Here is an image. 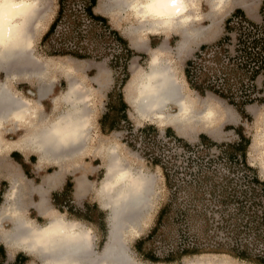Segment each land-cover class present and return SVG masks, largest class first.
Returning a JSON list of instances; mask_svg holds the SVG:
<instances>
[{
	"label": "rangeland",
	"instance_id": "374dc122",
	"mask_svg": "<svg viewBox=\"0 0 264 264\" xmlns=\"http://www.w3.org/2000/svg\"><path fill=\"white\" fill-rule=\"evenodd\" d=\"M101 2L104 3L103 7L98 6ZM41 4L43 8H47V18L43 29L34 37V53L39 57L42 63L47 64L46 80H53V86L51 92L41 100L42 106H37L38 110L39 112L42 111V114L46 116V121L54 119L56 115L65 111L68 108V104L62 100V94L67 88L69 76L78 78L88 91L90 98L89 138L86 148L81 153L63 162L66 170L61 180L48 187L45 186L47 174L53 173L55 170H60L61 167L58 163L42 160V163L39 165L38 153L29 147H12L9 151L3 152L0 155V205L3 203L5 193L10 186V172L17 170L24 177V185L22 184L23 187L21 185V192L27 205V216L43 224L47 221V218L52 212L55 211L67 218L82 222L91 228L92 234L95 235V248L97 251H100L107 236V218L109 213L107 209L101 206L97 194V186L100 184L105 174L107 164L104 149L105 145L115 144L117 146L116 151L118 155L121 159L123 158L122 162L125 164L131 163L133 167L137 169L140 168L150 173L154 179L156 193L155 202L150 212L148 224L140 235H144L148 232L153 224L156 211L161 203L169 196L165 178L160 167L151 165L149 162L151 153L162 158V162L168 166V169L170 167V173H172L171 178L173 177L171 183L174 181L176 183V181H178L180 185H183L182 181H185V183L190 180L194 181V177H198L196 175H200L199 177H202L204 174L209 175L207 177L208 183L203 182L205 178L202 177L203 185L199 187L198 199H191L189 197L190 195L187 196L186 192L188 191L189 193L191 187L183 185L187 188V191L185 192L181 189L177 193L176 203L180 206L189 208L192 212L195 211V209L202 210L208 217L212 218L213 221L219 220L221 214V209H219V207L224 203L221 201L220 195L217 192L219 191V187L223 185V178L228 177V179H230L229 187H236L238 189L236 195H242L243 190L246 191L250 189V187L251 189L255 188L253 186L254 184L251 182L254 176H257L260 181L264 182V71L257 75L254 86L251 89V97L253 100L243 103L240 107V109L244 111V115L238 110L239 107L230 103L227 99L209 90L198 91L188 86L184 79L186 61L194 57V53L198 50L200 45L210 44L222 37L224 34L225 19L234 9L240 8L247 18L259 23L261 20V10L264 9V0H227L223 6L218 8L216 13H212L210 16H208V13L211 12L208 0H200L199 11L206 16L196 23V26L201 29L198 33V37L195 41L188 44L187 48L189 50L187 51V48L184 49L180 58L176 50L180 36L174 32L168 34L170 38L168 44L171 48L170 51L168 50L167 55L168 58L171 59V63L175 68L178 78L180 77V81H182L185 86V92L190 96H198L199 100L210 98V100L214 102L213 106L215 107L214 121L209 127L198 125V127L196 126L192 129L182 131H178L169 123L160 125L154 119L151 121L137 117L133 110V106L128 101L126 85L135 68H147L150 51L149 49L138 47L136 43L138 40L137 34L132 31L134 22L131 20V17H129V14H125L124 11L117 12L118 8H115L113 11L106 9L105 5L110 6L114 4L113 0H98L96 10L108 17L110 24L120 32L133 50V55L127 61L128 79L122 87L124 98L128 101L127 111L130 123H122L121 128L111 132L101 130L98 119L106 111V94L114 85L118 86L121 83L122 77H124L123 71L114 70L109 64L112 58L111 54L115 53L114 51L116 49L110 48L106 50V53L101 49V51L98 52L100 55L99 58L94 56L85 59H76L70 56L62 58L47 57L43 52V48L39 46V42L42 34L55 15L57 1L41 0ZM231 35L233 39L234 33L232 32ZM163 36H149V34H146L142 36V39L148 46L155 47L161 42ZM69 64L72 68L68 67ZM69 69H71V71H69ZM0 78L4 79V74L2 72L0 73ZM46 80L43 79L42 81ZM13 84V88L16 90L17 94L29 97L33 101L37 100V87L39 83L36 79L21 78ZM30 91H32L33 94L30 93ZM176 111L177 107L173 104H170L166 110V112L172 114ZM145 124H150L152 128L140 134L139 129ZM15 127L16 126L11 123H6L2 132V136L4 135V138L12 143L14 140H19L26 132V129H23L25 127H21L22 129L20 130H16ZM167 128L169 129L168 131H166ZM237 129H240L244 136L250 138V143L246 149L247 166L240 160V157H234L232 160H228L224 152L227 150L225 147H229L226 146V144H232L239 140ZM137 135L140 137L138 138ZM200 135H205L206 138L201 140ZM12 151L18 153L16 159L11 157L10 153ZM17 159L21 160L22 164H20ZM67 177H70L73 184L72 193H67L69 202L64 205L63 211H60L54 205L52 193L62 188ZM77 180L80 181L81 186H85L82 193L78 195L75 192ZM211 183L218 185L216 193H212V195L209 190V184ZM34 185L36 188L40 185H44L47 189L45 197L50 211L46 216L40 214L33 206V202L38 201L40 198L37 190L33 189ZM256 193L255 196L247 194L244 198L241 196V198H234L226 202L227 204H225V207L227 210L224 211V213H234V207H236L237 201H243L247 211L259 213L260 210H263L264 205L258 202L260 190L258 189ZM85 201L97 205V212H93V207H91L90 210V214L97 222H91L78 217V213H86L87 207L84 205ZM236 219L237 215H234L232 222ZM11 225V221L9 220L2 222V226L5 229H10ZM175 226H177L176 223L166 234L167 237L169 235L170 239H176L177 237V231L174 230ZM215 231L214 228L211 227V232L209 234L212 235ZM226 232V230L219 229L218 237L226 236ZM193 235L194 232L191 227V230L187 232V236L191 238ZM252 236V232L246 231V233L242 235V238H246L247 241L250 242L249 246L253 248L255 244H253ZM135 239L137 238L130 240L129 245L134 258L138 262L143 264H165L151 263L147 260H143L132 248ZM262 239L264 240V232H262ZM261 242L262 243H258V247H264L263 241ZM0 244L4 246L9 260L12 259L17 252H22L28 257L29 264H43L36 255L25 251L21 247L8 244L2 238H0ZM164 244L162 241L156 240L153 247L156 254L160 257L167 251V244ZM149 246L152 248L149 242L145 244V248ZM253 251L257 253L258 250L256 249L255 251L253 249ZM203 257H208L215 261L227 259L232 264H253L228 255L214 254L183 257L181 260L170 264H187L192 260L204 259Z\"/></svg>",
	"mask_w": 264,
	"mask_h": 264
},
{
	"label": "bare ground",
	"instance_id": "6f19581e",
	"mask_svg": "<svg viewBox=\"0 0 264 264\" xmlns=\"http://www.w3.org/2000/svg\"><path fill=\"white\" fill-rule=\"evenodd\" d=\"M209 1L213 8H220L226 0ZM12 2L23 3L27 7L13 10L7 24L9 36L7 43L4 41L5 23L3 11L0 9V73L4 74V79L0 78V152L9 151L12 147L25 148L30 145L40 152V161L47 157L52 162L60 164L66 157L76 156L87 146L91 112L89 94L81 80L69 76L67 88L62 94V100L68 104V108L54 119L46 121V116L38 110L37 106L41 107L39 100L32 101L13 91L12 83L21 78L35 77L39 83L37 96L43 98L50 92L53 80H46L47 64L42 63L34 53L33 44L34 37L44 27L47 8H43L41 0H12ZM113 2L114 4L110 6L105 5L106 9L113 11L115 6L120 5L121 10L129 14L134 22L132 31L137 34L138 40H136L139 43H144L142 36L147 33H164L166 38L169 31L181 29V37L176 48L181 52L190 38L193 36L195 38L196 31H200L194 26L195 22L204 17L194 12L199 0H186L189 5L186 11L167 20L144 19L142 12L132 11L130 5L133 0H113ZM99 5L104 3L101 2ZM164 43H160L155 50L150 51L147 68L139 67L133 70L126 85L128 101L137 117L151 121L154 119L160 125L169 123L178 131L192 129L198 125L209 127L214 121V102L210 98L199 100L198 96H190L185 92V86L180 81V77L178 78L170 59L168 56H163V51L167 49V46H163ZM153 60L157 62L153 64ZM68 67L72 68L70 64ZM152 75L157 76L153 83L162 87L156 102L145 104L144 98L140 97V85ZM43 79L46 81H42ZM170 104L177 107L174 114L166 112ZM209 111L212 112L211 117L207 116ZM70 114H74L77 120L86 122L88 126L83 129V135L74 146L75 150L70 146L54 153L45 145L43 134L57 120ZM17 115L21 118L16 119ZM6 123L13 124L15 128L27 125L29 129L19 140H14L12 143L2 136L1 130L5 128L3 125ZM104 149L107 164L105 174L97 186V194L101 206L109 213L107 236L100 251L95 248V235L92 234L91 228L82 222L67 218L55 211L43 224H35L25 217L23 212L25 200L21 192L22 174L17 170L10 172V186L0 205V238L8 244L21 247L36 255L43 264H143L134 258L129 241L139 237L148 224L156 197L154 179L150 173L133 167L131 163L122 162L123 158L118 155L115 144L105 145ZM118 177L121 178L117 180ZM84 189L85 186H81L80 181L77 180L76 194L82 193ZM38 204L42 214L45 215L50 211L44 199ZM5 219L11 221L10 229L2 226ZM40 235H43L44 242L37 244L36 240ZM203 258L192 260L187 264H232L227 259L215 261L208 257Z\"/></svg>",
	"mask_w": 264,
	"mask_h": 264
},
{
	"label": "trees",
	"instance_id": "16d2710c",
	"mask_svg": "<svg viewBox=\"0 0 264 264\" xmlns=\"http://www.w3.org/2000/svg\"><path fill=\"white\" fill-rule=\"evenodd\" d=\"M57 8L55 15L49 23L47 29L42 34L39 46L47 57L62 58L73 57L76 59H85L89 57H100L98 52L110 48L116 49L111 54L109 61L114 70L123 71L121 83L114 85L106 94V111L99 117L98 124L101 130L111 132L122 127V123H130L128 116V103L126 102L122 87L128 79L127 61L133 55L127 40L114 28L107 16L96 10L98 0H56ZM234 33L232 39L231 33ZM232 46V47H231ZM264 71V9L261 10V20L259 23L247 18L240 8H236L226 17L224 23V34L222 37L210 44H202L195 51L194 57L188 59L184 67V79L188 86L198 91L209 90L221 97L227 99L230 103L239 107V111L245 102L253 100L251 89L254 86L255 79L259 73ZM152 128L150 124L142 125L139 133H144ZM146 130V131H145ZM169 129L167 128L166 131ZM239 140L232 144H226L225 154L228 160L234 157H240V160L247 166L246 149L250 143V138L244 136L240 129H237ZM139 138L140 136L137 135ZM204 140L205 135H200ZM207 140V139H206ZM206 144V143H205ZM17 152L12 151L11 157L16 159ZM17 161L22 164L21 160ZM151 165L159 166L163 176L169 196L164 200L156 211L153 224L148 232L140 235L132 244L133 250L151 263L170 264L181 260L183 257L200 256L203 254L228 255L233 258L246 261L253 264H264V247H258L262 243V232H264V208L259 213L247 211L243 201H237L234 207V213L225 214L227 210L226 202L234 198L246 197L247 194L256 195L260 190L258 202L264 205V182L257 176L252 179L255 188L243 190L242 195H236V187H229L230 179L223 178V185L217 191L220 195L223 205L219 207L221 214L219 220L213 221L202 210L191 211L189 208L180 206L176 203L177 193L191 187L186 195L191 199L199 198V187L202 183H208V174L194 177V181L173 180L170 167L162 162V158L151 153L149 157ZM195 175V173H194ZM203 181V182H202ZM194 182V183H193ZM256 184V185H255ZM209 190L215 194L218 185L209 184ZM259 186V187H258ZM73 184L70 177H67L62 188L52 193L54 205L63 211L65 204L69 199L67 193H72ZM231 192V193H230ZM235 193V194H234ZM185 195V196H186ZM225 200V201H224ZM1 202V194H0ZM191 204V203H190ZM86 213H78L81 219L97 222L90 214L91 207L93 212H97V205L84 202ZM70 206V205H69ZM248 212V213H247ZM234 215H237V221L232 222ZM176 230V239H170L166 234L173 225ZM193 228L194 235L189 238L187 232ZM211 227L214 233L210 235ZM226 230V236L218 237V230ZM173 231V230H172ZM248 232L253 233V244L242 235ZM156 240L167 244V251L162 257L154 251ZM152 245L145 248L146 243ZM165 245V244H164ZM264 246V245H263ZM253 249L257 253L253 251ZM0 264H29L28 257L22 252L14 254L12 259H8L7 252L0 244Z\"/></svg>",
	"mask_w": 264,
	"mask_h": 264
},
{
	"label": "clouds",
	"instance_id": "9594fccd",
	"mask_svg": "<svg viewBox=\"0 0 264 264\" xmlns=\"http://www.w3.org/2000/svg\"><path fill=\"white\" fill-rule=\"evenodd\" d=\"M27 5L23 3H13L12 0H0V9L3 11V18L5 23V35L4 41L7 43L9 36L7 32V24L11 18L13 10L23 9ZM133 12H142L144 19L153 20H167L173 16L183 14L189 5L186 0H133L130 5ZM157 61L153 60L155 64ZM71 71V69H69ZM157 76L152 75L146 78L144 83L140 85V97L144 98L145 104H152L156 102V97L161 90V85L154 84ZM80 103V101H77ZM208 117L212 116V112L207 113ZM16 119L21 117L17 115ZM87 123L77 120L74 114L67 115L57 120L53 125L48 128L44 134L43 139L45 145L50 151L57 153L60 152L61 148L73 147L78 144L79 139L83 135V129L87 128ZM119 163V162H117ZM121 177H118L119 180ZM43 235L36 240L37 244L43 243Z\"/></svg>",
	"mask_w": 264,
	"mask_h": 264
},
{
	"label": "crops",
	"instance_id": "0c3cea01",
	"mask_svg": "<svg viewBox=\"0 0 264 264\" xmlns=\"http://www.w3.org/2000/svg\"><path fill=\"white\" fill-rule=\"evenodd\" d=\"M227 2V0L224 2V4ZM100 4V3H99ZM98 4V6L99 7H103V5H99ZM208 4H209V6L211 7L210 9H214V8H217V10H218V7H212L211 5L212 4H210V1L208 0ZM223 4V5H224ZM199 5H200V0H199V3H198V5H197V9H195L194 10V12H196L195 14H199V15H201V16H206L204 13H203V15H202V12H200L199 11ZM222 5V6H223ZM118 7V11L117 12H119V8H120V11H122L121 9V6L119 5V6H115L112 10H114L115 8H117ZM211 10V12L212 13H216L217 12V10L216 9H214L213 11ZM216 11V12H215ZM125 12V11H124ZM193 12V13H194ZM210 12V14L208 13V16H210V15H212V13ZM201 19H203V17L201 18ZM200 19V20H201ZM199 20V21H200ZM199 21H197V22H195V24H194V26L196 27V23H198ZM202 28V27H201ZM198 30H201V29H199V28H197ZM180 30V31H179ZM179 30H172V31H169L168 32V34L169 33H171V32H174V33H177L178 35H180V33L182 32L181 31V29H179ZM198 32H200V31H196V33L194 34L195 35V38H194V36H193V38L191 37L190 39L191 40H189V43H192L193 41H195L196 39H197V37H198ZM134 33V32H133ZM147 34H149V36H151V35H153V36H158V35H164V33H147ZM180 37H181V35H180ZM169 37L167 36L166 38H165V36H163V38H162V40H161V42L160 43H162L163 41L165 42L164 43V47H166L167 45H168V48L166 49V50H164L163 51V56H165V57H167L168 55H167V52H168V50L170 51V48H171V46L168 44V41H169ZM191 41V42H190ZM136 43H137V45H138V47L139 48H143V49H149V51H152V50H155L156 48H157V46L160 44H158V45H156L155 47H150V46H148L147 44H146V42L144 41V43H139L138 41H136ZM188 43V44H189ZM177 44H178V42H177ZM188 44H187V46H188ZM187 46H185L184 45V47L185 48H187ZM185 48H182V52L179 50V49H176V50H178V57L180 58L181 56H182V54L181 53H183L184 52V49ZM189 49L187 48V51H188ZM166 52V53H165ZM180 55V56H179ZM169 59V58H168ZM170 61H171V59H170ZM135 68V67H134ZM133 68V69H134ZM32 79H36L35 77H33ZM37 80V79H36ZM17 82V81H16ZM15 83V82H14ZM13 86H14V84L12 83V89H13V91L15 92L16 90H14V88H13ZM51 90H52V87H51ZM51 90H50V92H51ZM32 91H30V93H31ZM49 92V93H50ZM48 93V94H49ZM16 94H17V92H16ZM47 94V95H48ZM17 95H19V94H17ZM46 95V96H47ZM45 96V97H46ZM24 97H26V96H24ZM45 97H43V98H45ZM27 98H29V97H27ZM43 98H38V96H37V100H39L40 101V103H41V106H42V99ZM55 98V97H54ZM29 99H31V98H29ZM32 100V99H31ZM37 100H34V101H37ZM33 101V100H32ZM126 102H128L127 100H126ZM4 127H5V124L3 125ZM3 127V128H4ZM21 127H25V128H23V129H29V128H27L28 126L27 125H22V126H20V127H17L16 128V130H20V129H22ZM2 128V129H3ZM25 130V131H26ZM2 132H3V130H1ZM3 137H4V135H3ZM5 139V138H4ZM6 140V139H5ZM27 147H29V148H31L32 150H34L35 152H37L38 153V155H39V160H38V164L40 165L41 163H42V161H40V152L39 151H37V150H35V149H33L30 145H28ZM26 148V147H25ZM2 153L0 152V155H1ZM73 158V156H71V157H66V159L64 160V162L66 161V160H69V159H72ZM43 160H47L48 162H52L51 161V159H48L47 157H44L43 158ZM54 163H56V162H54ZM60 165V170H55L53 173H49V174H47V177H46V179H45V186L46 187H48V186H51V185H54V184H56V183H58L60 180H61V177H62V175L64 174V172H65V170H66V168H65V165L63 164V163H60L59 164ZM23 180H24V177H23V175H22V183L24 184V182H23ZM46 187H44V185H40L38 188H36L35 187V185L33 186V189L34 190H37V192H38V194H39V200L38 201H35V202H33V206L35 207V209H37V211L40 213V214H42L41 213V208L39 207V204H38V202L41 200V199H44V201H45V204H46V206H47V199H46V197H45V193H46V191H47V189H46ZM26 201H25V205H24V210H23V212H24V216L25 217H27V218H29L33 223H35V224H41V223H39V222H37V221H35L33 218H31V217H29V216H27V213H26ZM48 209H50V207H48ZM44 215V214H43ZM44 216H46V214L44 215ZM5 220H9V219H5ZM5 220H3V221H5ZM10 221V220H9Z\"/></svg>",
	"mask_w": 264,
	"mask_h": 264
}]
</instances>
